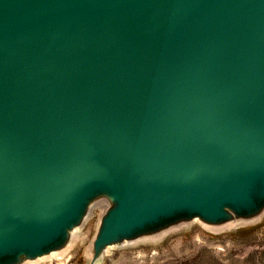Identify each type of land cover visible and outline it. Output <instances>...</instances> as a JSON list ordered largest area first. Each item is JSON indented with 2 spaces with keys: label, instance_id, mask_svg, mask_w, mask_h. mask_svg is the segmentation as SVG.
I'll use <instances>...</instances> for the list:
<instances>
[{
  "label": "water",
  "instance_id": "95a60500",
  "mask_svg": "<svg viewBox=\"0 0 264 264\" xmlns=\"http://www.w3.org/2000/svg\"><path fill=\"white\" fill-rule=\"evenodd\" d=\"M264 211V0H0V264Z\"/></svg>",
  "mask_w": 264,
  "mask_h": 264
},
{
  "label": "rangeland",
  "instance_id": "374dc122",
  "mask_svg": "<svg viewBox=\"0 0 264 264\" xmlns=\"http://www.w3.org/2000/svg\"><path fill=\"white\" fill-rule=\"evenodd\" d=\"M103 209L99 201L92 206L63 258L49 256L33 264H89V246ZM94 264H264V211L228 225L182 222L157 235L111 246Z\"/></svg>",
  "mask_w": 264,
  "mask_h": 264
},
{
  "label": "bare ground",
  "instance_id": "6f19581e",
  "mask_svg": "<svg viewBox=\"0 0 264 264\" xmlns=\"http://www.w3.org/2000/svg\"><path fill=\"white\" fill-rule=\"evenodd\" d=\"M100 205L105 209L107 203H106L104 200H102V201H99V206H100ZM104 209H103V210H104ZM234 223H238V222L230 221V222H228V223H226V224L228 225V224H234ZM226 224H225V225H226ZM78 232H79V228H74V229L71 231L70 239H69L68 243H67L63 248H61V249H59V250H56V251H52V252H50V253H48V254H46V255H43V256L37 257V258H35V259H26V260H23V261L20 262L19 264H33L34 262H37V260H40V259H42V258L49 257V256H50V257H51V256H59L60 258H63V257L67 254L69 248H71V246L76 242L77 238L79 237L80 233H78ZM91 247H92V246H91V244H90V246H89V252H91ZM109 247H111V246H108V247L105 249V251H106ZM50 257H49V258H50Z\"/></svg>",
  "mask_w": 264,
  "mask_h": 264
}]
</instances>
